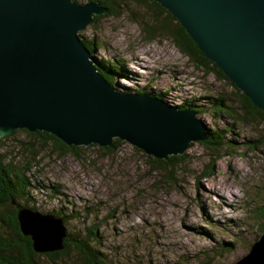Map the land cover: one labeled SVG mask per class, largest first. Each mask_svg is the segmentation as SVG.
Wrapping results in <instances>:
<instances>
[{
  "label": "rangeland",
  "instance_id": "374dc122",
  "mask_svg": "<svg viewBox=\"0 0 264 264\" xmlns=\"http://www.w3.org/2000/svg\"><path fill=\"white\" fill-rule=\"evenodd\" d=\"M150 13L126 0L118 14L97 16L78 36L96 45L98 63L120 64L118 91L154 93L173 107L188 102L201 109L196 117L206 129L226 131L231 148L218 153L211 176L203 173L212 155L200 142L166 171L123 141L108 155L98 145L81 146L76 157L19 132L2 139L1 152L25 165L32 157L25 145L34 148L28 207L65 216L66 234L98 225L110 264H235L264 226V123L215 114L210 103L218 98L243 114L234 89L181 53L160 29L165 15Z\"/></svg>",
  "mask_w": 264,
  "mask_h": 264
},
{
  "label": "water",
  "instance_id": "95a60500",
  "mask_svg": "<svg viewBox=\"0 0 264 264\" xmlns=\"http://www.w3.org/2000/svg\"><path fill=\"white\" fill-rule=\"evenodd\" d=\"M150 1L264 113V0ZM105 13L98 2L0 0V138L23 129L67 146L108 147L118 139L161 160L206 139L192 109L118 91L99 72L78 32ZM17 219L36 253L63 249L60 218L21 208ZM237 264H264V230Z\"/></svg>",
  "mask_w": 264,
  "mask_h": 264
},
{
  "label": "trees",
  "instance_id": "16d2710c",
  "mask_svg": "<svg viewBox=\"0 0 264 264\" xmlns=\"http://www.w3.org/2000/svg\"><path fill=\"white\" fill-rule=\"evenodd\" d=\"M73 1L77 2V0ZM125 1L126 0H88V2H98L101 6L105 7V15L118 14L125 6ZM132 1L148 6L151 11L150 14H156L157 18L164 14L165 20L160 24V29L171 36L173 43L180 52L190 61L195 62L197 67L205 69L208 74H214L218 79L225 80L230 86H232L235 95L240 102L239 110L242 111L243 114L237 115L233 113L234 111L230 107L225 106L223 98L211 101V109L215 114L225 113L231 117L243 120L260 119L264 123V113L253 106L251 101L242 94L213 63L202 55L197 46L185 34L183 28L169 12L164 10L159 4L150 0ZM96 20L97 17H94L93 21ZM146 31L149 35H152L154 27L151 26ZM82 42L91 53L97 48L92 42ZM98 68L99 72L107 79L111 86L114 85V80L122 75V68L120 67V64L116 62H99ZM137 92L143 93L142 90ZM155 96L158 97V95ZM176 108L179 110L190 108L195 112L201 111V109L194 108L188 102H183L179 106H176ZM205 131L206 139L200 143L212 155V161L208 166H205L203 173L205 177H209L211 176L213 163L219 157L218 153L224 148H231V145H229V141L226 140V131L217 130L212 132L210 129H206ZM19 132L24 133L26 138L38 141L42 145H51L56 151L62 150L65 153H69L76 157H79L80 155L79 151L81 146H67L55 136L46 132H28L23 129H18L14 130L9 135H6L4 138L7 139L12 134ZM2 139L3 138H0V264H110V260L107 256L100 252L99 246L101 239L98 233L99 226L94 224L88 225L83 233H67L63 242V249L60 251L39 254L33 250L30 237L24 236L20 231L17 212L21 208H29L27 204L31 197L30 193L32 190L30 165L31 162L35 160L36 154L34 148H29L25 145L26 150L31 151L32 153V157L30 158L31 161H27L25 165L14 164L8 161L1 152L3 148ZM120 143V140L115 139L110 146L101 147L100 149L108 155L111 154L115 150L116 145ZM147 158L153 169L166 171L176 162L183 160L184 157L170 156L166 160H161L148 155ZM29 209L36 211L35 208ZM39 213L43 214L42 212ZM262 215L264 216V212ZM56 217L60 218L63 221V224H65L67 219L65 216ZM261 229L263 232L264 226Z\"/></svg>",
  "mask_w": 264,
  "mask_h": 264
}]
</instances>
